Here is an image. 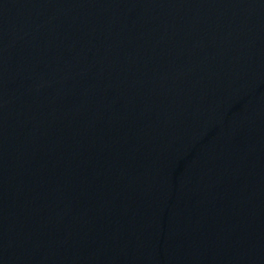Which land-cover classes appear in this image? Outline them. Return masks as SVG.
Returning <instances> with one entry per match:
<instances>
[{
  "label": "water",
  "instance_id": "water-1",
  "mask_svg": "<svg viewBox=\"0 0 264 264\" xmlns=\"http://www.w3.org/2000/svg\"><path fill=\"white\" fill-rule=\"evenodd\" d=\"M0 264H264V0H0Z\"/></svg>",
  "mask_w": 264,
  "mask_h": 264
}]
</instances>
